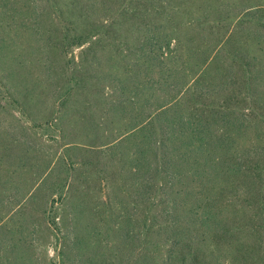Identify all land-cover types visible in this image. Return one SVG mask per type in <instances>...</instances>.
<instances>
[{
    "label": "trees",
    "instance_id": "1",
    "mask_svg": "<svg viewBox=\"0 0 264 264\" xmlns=\"http://www.w3.org/2000/svg\"><path fill=\"white\" fill-rule=\"evenodd\" d=\"M37 1L49 0H0V29L13 21L10 13L16 14L17 4L31 13ZM163 1L153 6L155 18L140 26L138 37L134 26L124 21H92L89 12L99 0H89L90 6L81 7L76 19L65 17L53 0L51 7L61 20L63 54L94 44L108 34L107 28L135 40L134 46L117 44L124 55L116 69L125 71L113 88L118 96L109 104L122 128L121 138L108 149L117 151L120 166L119 178L107 185L110 195L104 204L112 212L118 210L114 217L123 246L113 258L134 248V264H222L215 244L218 233L228 231L224 197L235 190L249 203L244 188L264 186V5L263 14L259 8L238 7L217 19L193 11L196 16L187 24L191 32L193 27L201 31L197 47L181 24L172 22L170 15L179 8L168 5L173 12L166 14ZM64 2L66 9H74L79 0ZM115 13L121 18L136 14L126 8V1ZM0 42L7 48L12 41ZM130 55L132 65L127 62ZM69 163L76 162L69 158ZM20 170L6 164L0 151V264H22L29 252L36 253L27 236L36 231L25 225V213L10 194ZM258 199L264 208V195ZM202 248L209 249L208 255ZM91 254L94 260L100 254L105 258L99 247Z\"/></svg>",
    "mask_w": 264,
    "mask_h": 264
},
{
    "label": "rangeland",
    "instance_id": "2",
    "mask_svg": "<svg viewBox=\"0 0 264 264\" xmlns=\"http://www.w3.org/2000/svg\"><path fill=\"white\" fill-rule=\"evenodd\" d=\"M53 1L65 17L75 19L81 7L90 6L89 0H79L74 9H66L64 0ZM123 1L134 16L121 18L115 13ZM159 1L99 0L89 13L98 24L124 21L128 27L134 26L138 37L140 26L155 18L153 6ZM51 2L37 1L31 13L26 5L17 4L16 14L9 12L13 21L0 29V40L12 41L7 48L0 47V151L6 164L21 168L22 173L12 180L17 184L10 194H15L25 213V225L36 231L32 237L27 233L36 253L29 252L22 264H134V248L122 250L120 256L117 252L113 258L116 248L123 246L114 217L118 210L112 212L104 204L110 195L107 185L119 178L120 166L117 151L108 150L122 134L118 113L109 108L118 96L113 89L116 80L122 79L125 71L124 67L116 69L124 55L117 44L134 46L135 40H130L128 33L119 36L107 28L108 34L95 39L94 44L63 54L59 48L61 20ZM163 2L166 7L179 8V13L170 15L172 22L180 23L185 37L197 47L202 44L201 31L193 27L191 32L187 24L196 16L193 11L217 19L227 12L234 14L238 7L259 8L263 14L264 5V0ZM170 11L167 7L166 14ZM131 58L127 59L130 65ZM64 92H68L66 97ZM71 144L78 148L69 151ZM69 158L76 163L70 164ZM244 189L249 203L238 198L235 190L222 202L229 211L225 214L228 231L218 233L220 239L215 244L222 264H264V208L258 199L259 194L264 195V186L255 183L253 189ZM95 247L103 250L105 258L100 254L93 259ZM208 250L201 249L206 255ZM109 256L113 258L110 261Z\"/></svg>",
    "mask_w": 264,
    "mask_h": 264
}]
</instances>
